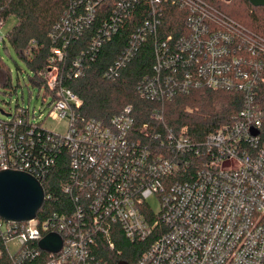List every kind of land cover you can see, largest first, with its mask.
Returning a JSON list of instances; mask_svg holds the SVG:
<instances>
[{"label": "built area", "instance_id": "1", "mask_svg": "<svg viewBox=\"0 0 264 264\" xmlns=\"http://www.w3.org/2000/svg\"><path fill=\"white\" fill-rule=\"evenodd\" d=\"M136 1L120 0L117 8ZM146 1L152 20L133 34L117 68L136 55L148 35L156 39L164 4L191 14L187 35L156 39L155 71L140 85L141 96L170 100L205 88L240 93L243 108L202 142L170 131L164 138L155 135L159 148L143 145L135 139L131 107L109 122L80 113L83 101L61 86L55 64L63 54L53 50L58 57L40 76L54 92L48 116L68 119L69 131L61 135L47 129L25 108L0 118V173L25 172L44 187L58 152L65 150L72 184L64 189L76 204L46 218H39V211L27 222L0 217V264H113L101 253L116 249L120 233L147 242L135 264H264V37L206 0ZM101 2L88 3L87 11ZM81 20H65L63 30L79 32ZM105 35L93 41V49L109 41V32ZM81 65V59L74 63L75 77L81 76ZM152 119L161 116L154 113ZM180 175L184 180L176 179ZM153 196L158 211L149 203ZM50 233L62 238L57 253L40 248Z\"/></svg>", "mask_w": 264, "mask_h": 264}, {"label": "trees", "instance_id": "2", "mask_svg": "<svg viewBox=\"0 0 264 264\" xmlns=\"http://www.w3.org/2000/svg\"><path fill=\"white\" fill-rule=\"evenodd\" d=\"M119 1L102 0L88 12L87 4H95L97 0H0V20L4 26L8 18L16 19L7 39L33 71V83L46 95L52 96L54 92L49 90L40 73L53 65L52 60L58 57L53 50H61L63 59L55 64L60 72L61 86L83 101L80 113L88 119L109 122L126 107H131L135 118V139L141 140L143 145L159 148L160 140H155V135L158 133L164 138L170 131L202 142L210 133L230 123L243 108V98L237 92L198 88L161 101L146 100L141 96L140 85L155 71L158 44L169 36L176 39L187 35L189 30L185 23L191 11L164 4L163 14L158 16L160 23L156 39L160 42L156 43L153 35H148L136 55L117 68L116 63L131 47L133 34L152 20L146 0L133 2L123 10L117 8ZM206 1L264 37V6L255 7L250 0ZM77 17L82 19L79 32L63 30L65 20L73 21ZM105 32H109V41L99 49H93V41L100 34L105 37ZM79 59L82 74L75 77L74 63ZM112 67L114 70L110 72ZM10 81L11 71L0 55V86L7 87ZM154 113L160 114L161 119H152ZM24 114L27 115L28 110ZM57 156L56 164L43 183L50 198L40 210L39 218L75 208L74 196L64 189L65 185L72 184L71 159L65 150L59 151ZM176 179L184 180V177L180 175ZM115 244L116 249L112 252L101 253L113 264H135L147 248V242H133L121 233L115 238Z\"/></svg>", "mask_w": 264, "mask_h": 264}, {"label": "rangeland", "instance_id": "3", "mask_svg": "<svg viewBox=\"0 0 264 264\" xmlns=\"http://www.w3.org/2000/svg\"><path fill=\"white\" fill-rule=\"evenodd\" d=\"M15 24V18H8L0 31V37L4 38V41L0 40V55L11 71L9 85L0 86V118H6L3 112L13 115L17 108L22 107L29 110L34 122L43 124L44 127L57 134L66 135L70 127L69 120L59 121L48 116L50 96L33 83V71L7 39L8 32ZM149 203L155 211L160 209L156 196H153Z\"/></svg>", "mask_w": 264, "mask_h": 264}, {"label": "water", "instance_id": "4", "mask_svg": "<svg viewBox=\"0 0 264 264\" xmlns=\"http://www.w3.org/2000/svg\"><path fill=\"white\" fill-rule=\"evenodd\" d=\"M250 2L255 7L264 6V0H250ZM3 114L9 115L4 112ZM45 201V189L32 175L20 171L0 173V217L2 219L15 222L35 219ZM39 245L46 252L57 253L62 249L63 241L58 234L50 233L41 240Z\"/></svg>", "mask_w": 264, "mask_h": 264}]
</instances>
